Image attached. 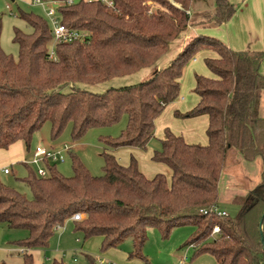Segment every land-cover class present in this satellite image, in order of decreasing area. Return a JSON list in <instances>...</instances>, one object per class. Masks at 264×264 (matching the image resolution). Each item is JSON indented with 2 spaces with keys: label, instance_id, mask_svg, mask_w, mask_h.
Instances as JSON below:
<instances>
[{
  "label": "trees",
  "instance_id": "obj_1",
  "mask_svg": "<svg viewBox=\"0 0 264 264\" xmlns=\"http://www.w3.org/2000/svg\"><path fill=\"white\" fill-rule=\"evenodd\" d=\"M54 1L61 2L60 22L85 34V39L56 42L53 48L48 17L22 11L21 18L33 32L15 30L14 41L20 48L15 58L1 45L0 20V149L18 140L29 149L33 135L47 122L53 140L71 124L72 138L78 141L90 129L111 126L127 116L121 135L103 141L110 149L144 150L155 134L157 117L180 97L185 66L206 48L217 54L206 58L213 74L197 75V105L176 115L207 114L208 143H188L166 129L162 148L152 160L166 164L171 179L163 173L148 178L133 155L130 164L123 166L111 150L103 152V174L94 176L70 149L73 176H64L47 160V176L30 171L23 179L31 197L0 180V223L27 229L29 236L18 244L33 250L48 248L56 228L82 213L83 219L74 223L85 239L101 236L102 251L130 239L133 248L128 257L147 264L143 249L150 227H158L162 237L169 238L174 228L192 225L195 231L187 244L195 245L194 257L210 253L218 264H264L260 233L264 173L254 189L235 197L236 214L202 211L220 207L219 183L232 149L248 161L259 157L264 164V118L259 113L264 51L234 50L219 38L200 34L147 80L94 93L77 84L102 83L157 65L170 44L194 24V0ZM215 4L200 25L227 23L237 11L230 0H215ZM216 225L221 231L213 235ZM87 258L98 264L94 257ZM21 264H34L33 253L25 252ZM47 264L65 262L54 259Z\"/></svg>",
  "mask_w": 264,
  "mask_h": 264
},
{
  "label": "rangeland",
  "instance_id": "obj_2",
  "mask_svg": "<svg viewBox=\"0 0 264 264\" xmlns=\"http://www.w3.org/2000/svg\"><path fill=\"white\" fill-rule=\"evenodd\" d=\"M170 1L173 2V0ZM200 1L206 2V0ZM60 5V2L53 4L55 7ZM47 6H49V4H47ZM178 6L180 5L178 4ZM22 11L35 12L47 19L45 8L40 4L34 3L33 0H0V20L2 25L1 45L5 52L14 55L15 58L18 57L20 50L19 45L14 41L15 30L18 28L26 34L33 32L32 26L21 18ZM182 39L183 37L181 36L170 44L168 52L159 60L157 65L160 63L163 64L164 62L170 63L177 56L181 51L180 44ZM55 44L56 41L53 40L51 46L54 48ZM211 52L215 54V52L210 49H202L192 61L187 63L181 77L180 97L168 104L157 117L155 121V134L149 141L146 149L143 150L126 146L110 149L104 143V138L114 139L121 135L123 129H125L127 125V116H124L121 121L111 126L90 129L78 141H74L72 138L71 124L66 127L59 138L53 140L51 137V124L47 122L33 135L28 155L23 152L20 157L19 155L6 152L5 149H0V152L6 153L0 160L1 167H8L11 170L9 175L2 173L0 170V180L7 186L31 197V190L23 179L28 176L30 171L37 172L38 165L32 163L26 165L24 162L32 160L28 157L32 156L31 154L34 148L39 144L47 145L55 151L61 150L65 144L70 145L71 150L81 158L84 165L94 176H101L103 174V152L111 150L114 152L119 163L123 166H128L130 164L131 156L133 155L138 161L140 170L148 178L154 177L157 173H163L162 171L165 170L166 173L163 174H165L168 179H171V169L164 163L153 161L152 157L155 151L161 150L166 129L171 130L176 135L182 136L183 131L189 130V122L198 121L197 119L199 118L182 117L176 115V112L179 111L184 113L180 105L178 106L179 101H183V103L187 105L191 103L192 97L198 99L197 102L199 101V96L195 92L196 77L197 75H204L207 73H209L208 76L213 74L206 64V58L212 57L209 55ZM195 60L199 61L195 63L198 69L203 68L207 73H201L197 68L191 66ZM157 65L143 68L126 76L115 77L102 83L77 84V86L90 92L103 93L109 88L135 85L150 78V76L154 74L153 72L156 71L155 67ZM69 89L70 88L67 87L65 91ZM184 91L186 92L185 94ZM184 95L185 100H182ZM195 126L200 130V125L198 123H196ZM203 130L205 131V129ZM63 155L65 158L64 161L60 160L55 162L51 160L50 166L55 167L64 176L71 177L74 174L71 153L67 152L63 153ZM41 165L46 167V164ZM235 167L238 168L236 163L230 166L228 170L234 169ZM236 171L239 172V169H236L235 172ZM224 207L228 214L231 215L236 214L239 209V206L234 202L232 204H224ZM194 231L195 227L192 225H183L174 228L169 238H163L158 227H150L148 229V240L143 249V253L150 264H218L215 256L210 253H204L194 257L196 248L187 244L188 240L194 234ZM28 236L29 231L27 229L9 228L7 224L0 223V264L4 262L6 264H21L23 255L27 252V249L21 248L18 243ZM77 239H79L80 242L77 241ZM125 243L132 242L128 239ZM101 247V236H93L85 239L83 232L76 231L75 223L70 219L66 221L61 228L55 230V234L51 238L48 248H37L31 251L29 250V252L34 255V264H47L54 259L63 260L65 264H93L88 260L87 255L94 257L98 264H100L101 259L109 260L117 264H124V262H121L117 255L114 254L113 251L115 248L102 251ZM120 247L117 249L122 250ZM22 249L24 252H22ZM118 252L120 256L123 257V254L120 251ZM133 264H147V262L142 259H134Z\"/></svg>",
  "mask_w": 264,
  "mask_h": 264
},
{
  "label": "crops",
  "instance_id": "obj_3",
  "mask_svg": "<svg viewBox=\"0 0 264 264\" xmlns=\"http://www.w3.org/2000/svg\"><path fill=\"white\" fill-rule=\"evenodd\" d=\"M230 1L236 5L237 11L229 22L221 25L211 24L209 26H204V25H200L199 22L202 21L205 15H208L214 11L216 7L215 1L206 0V2L204 3L200 0H194V6L191 11V17L192 20L194 21V24L190 25L188 31L185 32V34L182 36L183 39L180 44L181 50L193 37L203 34L210 37H216L221 39L234 50L264 51V0H230ZM209 55L212 57L217 56L216 53L214 54L212 52L211 54L209 53ZM197 62L199 61L195 60V62L191 66L198 69V66L195 64ZM168 64H169L168 62H164L163 64L160 63L155 67V70H159L167 66ZM198 70L201 71V73H207L203 68H200ZM260 70L262 74H264V61L262 62ZM204 75L208 76L209 73ZM185 93L186 92L184 91V94ZM182 100H185V95ZM197 100L198 99L192 97L191 103L188 105L184 104L183 101H179L178 106L180 105V108L185 113L197 105L198 103ZM259 113L260 116L264 118V91L262 92ZM195 117L199 118L197 119L198 121L189 122L188 124L189 130L187 129L185 130V132L183 131L182 136L185 138V140L188 143H197V144L201 143L205 145L208 143V136L206 134V131L209 125V116L207 114H202ZM195 117H190V118H195ZM196 123L200 125V130L196 128L195 126ZM203 129H205V131ZM38 146L48 147L47 145L44 144H39L36 147ZM68 146L71 148L70 145ZM5 150L6 152L19 155L20 157L23 152L26 155H28V153L30 152V148L28 149L26 143L23 140H18L17 142L12 144L9 148ZM35 150L36 148H34V151L31 154L32 156L28 158L33 159ZM63 153H67V152L64 151ZM5 154L6 153L0 152V160L2 156ZM229 163L230 166H233L236 163L238 168L235 167L234 169L232 168L228 170V168L230 167ZM24 164L27 165L28 162L26 161L24 162ZM6 168L8 167L2 168L0 164L1 172L9 175L11 173V170L8 168L9 172L6 173L5 172ZM236 169H239L240 173L237 171L235 172ZM162 172L166 173L165 170H163ZM263 173H264V164L261 158L258 157L253 161H248L242 156V154L238 150L232 149L229 153L228 162L226 168L222 173L219 183L220 207L226 210L224 204H232L236 196L244 195L248 191L254 189L262 181ZM71 221L74 222V220ZM77 241L80 242L79 239H77ZM120 248H122V250H118L117 248H115V250L113 249L114 250L113 252L114 254L117 255L118 259H120L121 262L123 261L124 264H133L134 259L131 260L128 257L129 252L133 248V244L124 242ZM118 251H120L123 254V257L120 256ZM27 252H29V250H27Z\"/></svg>",
  "mask_w": 264,
  "mask_h": 264
},
{
  "label": "built area",
  "instance_id": "obj_4",
  "mask_svg": "<svg viewBox=\"0 0 264 264\" xmlns=\"http://www.w3.org/2000/svg\"><path fill=\"white\" fill-rule=\"evenodd\" d=\"M103 1H106V0H103ZM33 2L36 4H40L45 8V12L52 26L53 35H54V39L56 42H70L74 40L85 39V34L75 31L60 22L59 17H58V7L59 6L58 7L53 6V4L59 3V1L33 0ZM47 4H49V6H47ZM109 4H112V2H109ZM51 57H55L54 52H52ZM70 149L71 148L67 144L64 145L62 150H58V151L52 150L51 148H48L45 146H38L36 147L33 159L29 161L28 163L37 164L38 165L37 173L40 176L45 177L47 176V169L45 166H42L41 164H45L47 160L49 161L52 160L55 162L60 161V160L64 161L65 158H64L63 152L64 151L68 152ZM5 172L8 173L9 169L6 168ZM202 211L204 213H215L217 215H227V211L218 206L212 207L209 210L204 209ZM83 217L84 215L82 213H76L73 215L71 220L79 221V220H82ZM61 227L62 226L59 225L57 228H61ZM220 231H221L220 226L216 225L213 229L212 234L215 235L217 233H220ZM190 246L195 247L194 244H191ZM22 252H24L23 249H22ZM100 264H117V263L101 259Z\"/></svg>",
  "mask_w": 264,
  "mask_h": 264
},
{
  "label": "water",
  "instance_id": "obj_5",
  "mask_svg": "<svg viewBox=\"0 0 264 264\" xmlns=\"http://www.w3.org/2000/svg\"><path fill=\"white\" fill-rule=\"evenodd\" d=\"M264 217V214H263ZM262 240L264 241V229H263V221L261 222V229H260Z\"/></svg>",
  "mask_w": 264,
  "mask_h": 264
}]
</instances>
